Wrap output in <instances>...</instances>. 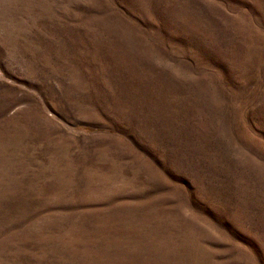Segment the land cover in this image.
I'll return each instance as SVG.
<instances>
[{"label": "rangeland", "instance_id": "rangeland-1", "mask_svg": "<svg viewBox=\"0 0 264 264\" xmlns=\"http://www.w3.org/2000/svg\"><path fill=\"white\" fill-rule=\"evenodd\" d=\"M0 264H264V0H0Z\"/></svg>", "mask_w": 264, "mask_h": 264}]
</instances>
